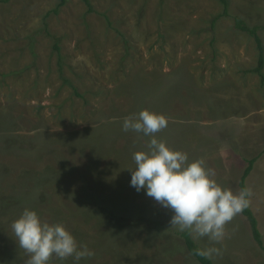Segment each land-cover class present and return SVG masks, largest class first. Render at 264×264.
<instances>
[{"label": "rangeland", "instance_id": "1", "mask_svg": "<svg viewBox=\"0 0 264 264\" xmlns=\"http://www.w3.org/2000/svg\"><path fill=\"white\" fill-rule=\"evenodd\" d=\"M87 1L0 0V264L26 259L10 227L25 208L95 253L78 264H199L172 213L130 184L147 137L122 121L141 109L234 193L253 158L243 184L264 245V64L247 70L258 49L232 20L264 25V0H226L212 26L219 0ZM226 233L212 264H264L245 214Z\"/></svg>", "mask_w": 264, "mask_h": 264}, {"label": "clouds", "instance_id": "2", "mask_svg": "<svg viewBox=\"0 0 264 264\" xmlns=\"http://www.w3.org/2000/svg\"><path fill=\"white\" fill-rule=\"evenodd\" d=\"M167 126L165 115L148 109L123 119V131L148 138L146 150L132 153L135 167L128 168L130 184L138 192L144 189L148 197L172 213L171 227L186 232L195 242L206 238L209 246L197 248L196 254L213 259L222 255L215 245L225 240L226 225L250 206L252 189L245 187L234 193L222 187L203 158L189 161L186 152L171 149L156 137ZM10 227L25 253L23 264H49L53 258L63 261L70 257L78 264L82 258L95 255L86 245H78L61 223L42 221L36 211L28 208Z\"/></svg>", "mask_w": 264, "mask_h": 264}, {"label": "trees", "instance_id": "3", "mask_svg": "<svg viewBox=\"0 0 264 264\" xmlns=\"http://www.w3.org/2000/svg\"><path fill=\"white\" fill-rule=\"evenodd\" d=\"M1 1H7V0H1ZM222 2L223 4V8L222 11L220 12V14H216L215 16H213L210 20V26L213 25V23L221 16V15H225L226 14V0H219ZM60 2H62V0H60ZM83 2L87 5V10L90 9L88 1L87 0H83ZM53 12L55 11V9L52 10ZM233 20V26L241 31H245L246 33H248L249 35H251L255 41V45L258 49V64L253 67V68H249L247 70L249 71H256L258 73H261V68L264 64V45L262 43L261 37L259 35V32L257 31V29H264V25H247L241 18H239L238 16H234L232 18ZM53 48L57 49V45L54 44ZM261 78L262 80H264V74L261 73ZM253 158H249L247 160V164L244 166V168L242 169V172L240 174V178H239V187L245 188L244 184H243V178L245 177V175L248 173V171L251 168V164H252ZM243 214H245L251 224L252 227V234L254 239L258 242V244H260L263 248L264 245L262 244V240L260 237V233L259 230L256 226V218L254 217L252 211L250 210V208L248 207L247 209H245L243 212ZM182 237L184 239V243L185 246L187 248V250L189 251V253L199 262V264H212L210 259L204 258L202 256H199L196 254V249L198 248L196 246V244L194 243V241L192 240V238L186 233V232H182Z\"/></svg>", "mask_w": 264, "mask_h": 264}, {"label": "crops", "instance_id": "4", "mask_svg": "<svg viewBox=\"0 0 264 264\" xmlns=\"http://www.w3.org/2000/svg\"><path fill=\"white\" fill-rule=\"evenodd\" d=\"M140 135H142V134H140ZM148 138H144V143H145V140H147ZM197 246V245H196ZM198 247V246H197Z\"/></svg>", "mask_w": 264, "mask_h": 264}]
</instances>
